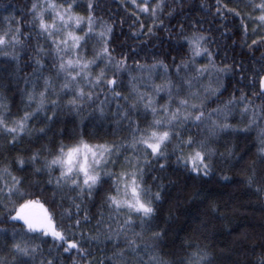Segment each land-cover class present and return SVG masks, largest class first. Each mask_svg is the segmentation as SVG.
<instances>
[{
	"label": "snow or ice",
	"instance_id": "1",
	"mask_svg": "<svg viewBox=\"0 0 264 264\" xmlns=\"http://www.w3.org/2000/svg\"><path fill=\"white\" fill-rule=\"evenodd\" d=\"M121 3L132 13V35L156 39L157 55H115L123 45L114 24L98 15L106 9L101 0L3 8L0 264H264V229L243 261L233 248L217 253L197 238L208 239L204 217L224 219L207 195L200 201L206 207L187 217L184 237L172 235L171 211L160 215L183 176L230 182L226 167L240 166L245 189L264 201V52L256 60L254 51L264 46V0L233 8L217 0L216 15L238 17L245 43L253 25L247 49L255 63L247 66L234 57L217 63L211 25L187 15L185 0H131L134 11ZM157 28L186 42L181 59L164 48ZM202 57L207 63L197 64ZM125 74L126 92L118 90ZM225 76L235 80L231 89ZM253 131L255 158L247 159L238 141Z\"/></svg>",
	"mask_w": 264,
	"mask_h": 264
},
{
	"label": "trees",
	"instance_id": "2",
	"mask_svg": "<svg viewBox=\"0 0 264 264\" xmlns=\"http://www.w3.org/2000/svg\"><path fill=\"white\" fill-rule=\"evenodd\" d=\"M23 2L24 0H0V16L8 15V12L3 11L4 7H7L11 11L13 6H18ZM124 2L127 4L128 9L135 10L131 4V0H124ZM101 3H106V9L102 13H98V15H102L105 20L114 24L116 42L123 45V48L117 47L115 55H119L121 51L128 52L130 56H135V53L139 51L140 56L135 57L137 59H141L144 56V52H147L150 56L157 55L160 49L156 39L145 35L139 37L132 35L130 26L133 23V16L131 11L126 10L121 0H101ZM221 3L227 4L229 8H233L243 5L245 0H221ZM185 5L187 15L203 18L204 29H208L209 25H211V35L216 38L215 44H212L211 47L218 64L221 62L223 64L231 63L233 57L237 61H243L246 66L255 63L251 52L247 49V44H250L256 38V36L251 34L252 23H248L249 35L246 38L247 43H245L243 30L239 27L240 20L238 17L228 13L227 10L224 11L227 20H222L216 15L217 0H185ZM242 10L247 11V9ZM18 14L19 12H17ZM253 15H256V13H253ZM161 18L163 19L164 17ZM141 19H144L146 26L151 24L150 19L146 17H141ZM177 19L165 20V24L175 25ZM121 20L124 22L121 23ZM225 28L227 31H225ZM146 30L147 28L144 29L145 32ZM156 33L158 36L165 38L167 43H165L164 48L171 51L172 55H175L178 60L187 52L186 42L175 31H173L171 39L168 38V33L160 28L156 29ZM150 40L151 42H149ZM153 45H156V47H153ZM169 45H171L170 48ZM254 51L255 59L258 60L261 52H264V46ZM225 53H227L228 59L224 58ZM21 59L23 60L25 57H21ZM147 62L151 63L152 61L148 59ZM128 63L132 64V60L129 59ZM196 63H207V58H198ZM7 66L8 58L0 56V68ZM27 71H30V69ZM123 82L125 87L118 90L126 92L127 74L124 75ZM157 82H159V77H157ZM225 82L229 84V89H231V85L235 83V80H231L229 76H225ZM21 86H23L22 82ZM227 96L228 92H225L221 99H225ZM160 102L163 103V100ZM209 107H215V104H211ZM12 111L15 114L16 108L14 107ZM236 117L237 119L232 120L233 124L239 121V113H236ZM36 126L39 127L41 125L37 124ZM61 126L57 125V127ZM89 126L91 127V124ZM49 135L51 136V133ZM255 136L256 132L253 131L250 135L239 138L240 149L246 150L249 153L247 159L255 158L253 155L256 152ZM56 138L60 139V137ZM224 171L231 177L230 182L219 183V175L199 182H194L190 177L183 176L180 185L168 190L169 199L160 206V215L163 218L171 211L173 214L172 226L177 229V232L172 235L184 237L190 231L187 217L193 216L197 210L206 207L200 201L207 195L209 199L215 201L219 206L220 213L224 216V219H220L217 215L211 213L207 217H204L208 221L207 227L204 229L208 239H204L199 234H197V238L201 240L202 244H210L212 246L210 250H214L217 253L222 249L233 248L235 250L234 258L243 261L250 259V257L244 255V252L246 250L251 251L250 245L254 241L259 242L262 229H264V201H260L255 194L245 189L242 183L243 171L240 166L235 168L226 167ZM217 173H220L219 167L217 168ZM197 190L200 191V196L190 202V198L193 197ZM48 191L51 190L49 189ZM37 194L39 195V193ZM177 200L179 201V205H177ZM65 206L67 207V204ZM93 211H95L94 208ZM195 225H199V221L194 222Z\"/></svg>",
	"mask_w": 264,
	"mask_h": 264
}]
</instances>
